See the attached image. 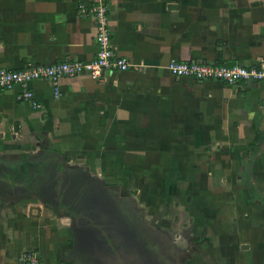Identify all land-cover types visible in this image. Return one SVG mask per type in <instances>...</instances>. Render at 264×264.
Masks as SVG:
<instances>
[{"label": "crops", "instance_id": "crops-1", "mask_svg": "<svg viewBox=\"0 0 264 264\" xmlns=\"http://www.w3.org/2000/svg\"><path fill=\"white\" fill-rule=\"evenodd\" d=\"M89 3L0 0V68L92 59L96 23L77 11ZM109 27L127 70L104 80L62 77L56 86L35 79L36 108L17 99V87L0 90V156L34 147L68 156L65 148L92 143L143 147L142 133L171 130L194 147L264 148V82L178 78L166 67L172 59L263 66L264 0H109ZM19 207L0 208V264H18L31 249L42 264H96L92 239L67 215Z\"/></svg>", "mask_w": 264, "mask_h": 264}, {"label": "rangeland", "instance_id": "rangeland-1", "mask_svg": "<svg viewBox=\"0 0 264 264\" xmlns=\"http://www.w3.org/2000/svg\"><path fill=\"white\" fill-rule=\"evenodd\" d=\"M142 134L148 140L141 142L143 147L92 143L65 148L71 151L68 156L57 147H40L37 158L55 151L66 168L80 163L103 186V197L118 205L122 220H139L146 231L159 233L178 264H264L263 143L255 148L194 147L185 132ZM163 136L171 143L161 142ZM34 148L2 155L0 161L12 168ZM36 195L19 199L16 210L55 214ZM142 236L153 249L150 233Z\"/></svg>", "mask_w": 264, "mask_h": 264}, {"label": "flooded vegetation", "instance_id": "flooded-vegetation-1", "mask_svg": "<svg viewBox=\"0 0 264 264\" xmlns=\"http://www.w3.org/2000/svg\"><path fill=\"white\" fill-rule=\"evenodd\" d=\"M40 150L21 157L12 168L0 161V208L4 200L13 206L19 199H31L41 192L43 207L67 215L82 237L94 241L96 264H178L166 251V241L159 233L146 231L139 220H122L118 205L103 197V186L96 184L97 178L89 171L81 170V164L66 168L55 151L37 158ZM145 232L155 243L153 249L144 244ZM132 233H137L136 238Z\"/></svg>", "mask_w": 264, "mask_h": 264}, {"label": "built area", "instance_id": "built-area-1", "mask_svg": "<svg viewBox=\"0 0 264 264\" xmlns=\"http://www.w3.org/2000/svg\"><path fill=\"white\" fill-rule=\"evenodd\" d=\"M77 11L82 15H91L96 23V54L86 61L64 60L52 65H29L19 69L0 68V90L17 87V99L31 102L38 107L29 82L35 79H47L56 86L62 77H74L84 74L92 80H104L107 73L125 71L130 64L126 58L115 54L111 45L109 27V0H90L88 6L79 4ZM169 72L178 78L190 77L195 80H220L236 85L240 82H264V65L245 66L201 60L172 59L167 64ZM18 264H42L38 250H25L18 256Z\"/></svg>", "mask_w": 264, "mask_h": 264}, {"label": "water", "instance_id": "water-1", "mask_svg": "<svg viewBox=\"0 0 264 264\" xmlns=\"http://www.w3.org/2000/svg\"><path fill=\"white\" fill-rule=\"evenodd\" d=\"M8 182L12 183V181L9 179Z\"/></svg>", "mask_w": 264, "mask_h": 264}]
</instances>
